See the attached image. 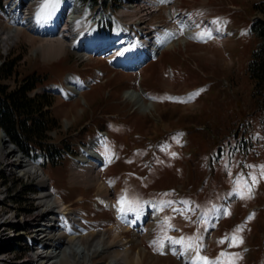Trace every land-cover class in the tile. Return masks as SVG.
<instances>
[{"label":"rangeland","instance_id":"rangeland-1","mask_svg":"<svg viewBox=\"0 0 264 264\" xmlns=\"http://www.w3.org/2000/svg\"><path fill=\"white\" fill-rule=\"evenodd\" d=\"M3 1L11 2L8 6L15 2ZM259 1H163L147 22L152 35L163 22L164 31L169 28L181 36L172 14L191 8L208 14L226 38H188L184 44L162 50L156 59L136 70L113 66L104 54L107 50H94L81 58L69 49L44 58L35 51L43 37L29 31V26H17L0 5V39L4 37L2 31L21 28L19 38L6 50L0 44V77L6 63L12 67V75L1 82L13 89L25 76L38 74L43 83L29 94L46 91L51 96L50 110L57 125L48 131V139L55 145L68 144L76 155L66 154L57 165H40L47 177L44 187L62 199L69 211L83 216V235L94 238L104 232L113 243L111 256L94 257L93 263L107 264L115 255L123 259L125 250L129 258L138 257L140 264H204L205 256L208 264L218 259L224 264L231 260L235 264H264V127L259 121L258 102L252 96V81L245 71L255 45L248 28L251 20L261 18L254 8ZM125 5L124 0H101L94 10L86 7L78 30L84 32L86 22L95 33L102 27L109 33L117 28L115 19L137 16L149 1L142 0L135 4V12L123 14ZM32 9L39 15L38 7ZM69 75L82 79L87 86L78 95L68 91L61 96L54 91L59 87L55 85H66ZM127 92L139 94L143 103L152 105L150 112L136 107L126 98ZM97 127L104 129L101 139L104 137L105 143L101 140L95 151L104 161L98 160L84 170L81 176L87 177L86 181H71L76 161L91 149L98 135ZM0 135L8 142L2 131ZM240 135L248 137L243 151L232 154L229 160L220 154L212 161L211 154L219 142ZM12 166L14 169L0 154V250L15 245L21 248L0 253V264H33L28 258L31 248L23 250L22 239L29 233L16 232L18 225L40 221L36 216L38 185L35 179L15 173L18 162ZM234 172L238 177L232 180ZM140 198L146 201L138 204ZM121 199L127 202L126 212L132 216L137 211L141 221L129 229L135 219L130 221L125 216L126 230L111 238L110 233L123 225L118 224L107 202L121 207ZM149 200L161 206L157 208ZM238 227L242 228L238 233L242 243L232 247L227 241L218 243ZM182 233L185 241L170 247L176 238L182 240Z\"/></svg>","mask_w":264,"mask_h":264},{"label":"bare ground","instance_id":"bare-ground-1","mask_svg":"<svg viewBox=\"0 0 264 264\" xmlns=\"http://www.w3.org/2000/svg\"><path fill=\"white\" fill-rule=\"evenodd\" d=\"M124 1L126 2V5L124 12H122L123 14L135 12V10H137L135 9V4L140 3L142 0ZM45 2L46 0L38 5L40 12L39 15H37L36 11H31V7L36 3H32L29 0H15L11 6H8L7 13L9 18L13 19L17 26H22V24L27 27L29 26V30L32 32L34 31V33L43 37L41 42L36 46L35 51H40L44 58L65 54L69 49H73L81 58H86L89 52L95 50L93 49L95 38L90 32L89 28H91V26L89 24L83 27L84 32L77 28L83 18L84 11L79 6V3L76 0L68 3H57L56 0L54 4L49 3L48 7L44 8ZM29 17L33 18V20ZM58 22H62L61 28H54V24H57ZM125 27L127 26L123 24L125 34H129L128 27ZM184 33V36H177L173 31H161L153 40L147 41L144 48H123L121 54L118 57H114L112 62L119 66H124V69L138 67L143 60L155 55L159 51L161 52V50L171 49L174 46L186 43L189 35L187 31ZM2 34H4V37L0 39V44L2 45L1 47L6 50L10 44L19 38L21 28L18 27L11 29L5 33L2 31ZM74 81L79 82L73 76L69 75L68 79H66V86L63 84L55 85L59 86L56 90L58 94L64 95L69 90L70 93L78 95L80 89L85 83L79 82L73 84ZM125 95L128 100L132 101L136 107L141 108L143 111L150 112L152 109V105L148 106L143 103L139 94L127 92ZM101 137V135L97 136L93 145L90 146L92 150L87 149L79 160L76 161L77 166L73 168L74 173H72L71 181H86L87 177L81 176L82 173H85L84 170L92 168L93 163L102 160L101 156L95 151L98 145L101 144ZM0 154L10 168H13L12 165L17 162L19 163L18 168L14 170L16 174L23 176L24 178L30 177L35 179L38 185V196L40 197L36 198V203L39 208L36 210V216L40 217V221L35 224L20 226L17 230L18 232H16L18 234L22 233L25 229H29L27 232L29 233V236H32L34 244L36 245L35 247H32L31 252L28 255L29 260L32 261L33 264H95L93 263L94 257L111 256L113 243L107 238V236H105L104 232H101L100 235H96L97 237L94 238L86 233V235H83V216L80 214L78 215L75 212L73 213L76 215L73 214L72 211H69L65 206L62 199L61 201L59 197H53V195L56 194L50 193L47 187H44L47 179L44 170L39 165L34 164L30 160L21 156L14 146L10 145L7 141H3L1 135ZM81 166L85 168L81 169ZM107 204L111 210L113 209L114 211L119 212L121 209V207L115 202H107ZM135 215L136 214H134V219L136 221L131 218L128 219L138 223L140 218L138 217L139 219H136L135 217L137 215ZM118 216H120V218L121 216H124L120 219L119 223L120 226L122 227L123 225V227L112 231V233H110L112 235L111 238L118 236L120 233L119 231L123 229L126 230V226H124L125 221L128 220L125 217L126 215L118 213ZM152 216H154V214ZM154 217L155 219L157 218L156 216ZM123 253V259H118V256L114 254L115 256L112 257L107 264H131L132 261L134 264H140L138 257L131 259L129 258L127 251L124 250ZM203 260L205 261V258Z\"/></svg>","mask_w":264,"mask_h":264},{"label":"trees","instance_id":"trees-1","mask_svg":"<svg viewBox=\"0 0 264 264\" xmlns=\"http://www.w3.org/2000/svg\"><path fill=\"white\" fill-rule=\"evenodd\" d=\"M1 1V0H0ZM94 7L98 0H81ZM261 18L253 19L249 24V33L255 39V45L250 52L245 71L252 81V96L260 108V120L264 127V0L254 5ZM0 77V128L3 129L9 141L24 155L40 160L42 165H57L66 154L74 150L68 144L55 145L48 139V131L57 125V120L51 113V96L46 91L30 95L39 87L43 80L38 74L25 76L18 85L10 89L1 80L12 75L10 63H6ZM264 135V133H263ZM239 138V139H238ZM227 140V143H224ZM248 137L239 136L225 138L216 148V156L227 152L229 156L234 151L243 150ZM232 142V143H231ZM224 143V144H223ZM228 146V148H223Z\"/></svg>","mask_w":264,"mask_h":264},{"label":"snow or ice","instance_id":"snow-or-ice-1","mask_svg":"<svg viewBox=\"0 0 264 264\" xmlns=\"http://www.w3.org/2000/svg\"><path fill=\"white\" fill-rule=\"evenodd\" d=\"M55 2H56V0H46V2L44 4V8H47L49 3H53L54 4ZM173 155H175V154H173ZM262 175H264V172H262ZM119 203H121V205H122L123 204V200H121ZM120 211L121 212L124 211L123 207H121ZM240 231H242V228L238 227L236 230H234V233L231 236L226 234L224 239L221 240V241H218V243H225L227 241L229 243L230 247L237 246L238 243H242L243 242L242 239H239V237H238V233ZM171 243L177 244V243H182V241L173 240V241H171ZM220 255L221 256H226L228 254L227 253H221ZM238 258H239V254H237V256H236V259H238ZM194 264H199V262L198 261L194 262ZM204 264H208V262L205 261ZM211 264H224V262L222 260L218 259L217 261L211 262ZM230 264H235L234 260H231Z\"/></svg>","mask_w":264,"mask_h":264},{"label":"built area","instance_id":"built-area-1","mask_svg":"<svg viewBox=\"0 0 264 264\" xmlns=\"http://www.w3.org/2000/svg\"><path fill=\"white\" fill-rule=\"evenodd\" d=\"M1 224V223H0ZM27 224V223H26ZM25 224V225H26ZM28 224H33V223H28ZM20 226H24V225H18V228L20 227ZM18 230V229H17ZM27 230H29V229H27ZM27 230L25 229V230H23V232H26V233H28L27 232ZM18 232V231H17ZM23 232L22 233H18V234H23ZM17 234V233H16ZM32 236H29V234H26L24 237H23V239H22V241H24V248H23V250L26 248V244H27V240L29 239V238H31ZM9 240V239H8ZM12 240V239H11ZM12 243V242H11ZM9 244V243H8ZM12 245V244H11ZM21 248L20 246H18V245H15V247H11V248H8V249H6V250H3V251H1L0 253L1 254H6V253H8L10 250H14V249H17V248ZM28 249V247L25 249V250H27ZM24 250V251H25ZM31 251V250H30ZM4 260H8V259H6V257H4ZM5 263L6 264H21V263H17V262H13V263H10V262H8V261H5Z\"/></svg>","mask_w":264,"mask_h":264},{"label":"water","instance_id":"water-1","mask_svg":"<svg viewBox=\"0 0 264 264\" xmlns=\"http://www.w3.org/2000/svg\"><path fill=\"white\" fill-rule=\"evenodd\" d=\"M1 131L4 133V135H5V132L3 131V129H1ZM8 140V139H7ZM10 144H12V143H10ZM12 146H14L15 148H16V146L14 145V144H12ZM17 149V148H16Z\"/></svg>","mask_w":264,"mask_h":264}]
</instances>
